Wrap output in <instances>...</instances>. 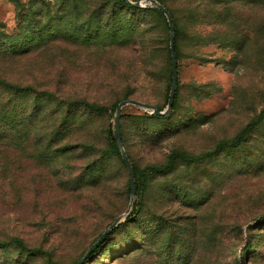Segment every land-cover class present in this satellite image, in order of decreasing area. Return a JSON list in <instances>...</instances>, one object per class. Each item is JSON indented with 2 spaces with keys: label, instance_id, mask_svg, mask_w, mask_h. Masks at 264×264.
I'll list each match as a JSON object with an SVG mask.
<instances>
[{
  "label": "rangeland",
  "instance_id": "1",
  "mask_svg": "<svg viewBox=\"0 0 264 264\" xmlns=\"http://www.w3.org/2000/svg\"><path fill=\"white\" fill-rule=\"evenodd\" d=\"M163 1L181 20L180 11L191 8L189 0ZM41 6L0 0V22L19 44L36 41L30 38L39 34L57 37L44 31L51 24ZM194 11H184L187 38L178 58L177 100L169 122L173 130L153 152L130 148L138 166L161 159L174 147L199 156L155 177L141 196L134 195L132 203L161 216V232L151 238L144 220L125 221L132 209L131 203L124 214L130 193L121 200L115 186L106 198L103 190L101 196L96 187L82 185L60 195L49 185L55 175L49 167L37 164L28 150L10 148L0 163V241L14 235L48 251L52 264H72L123 215L85 264H264V0H196ZM125 13L131 19L139 16L129 8ZM103 62L100 46L56 38L9 60L7 74L12 82L95 98L102 103L98 124L104 131L113 123L120 86L105 80ZM170 85L145 80L136 91L163 110ZM122 110L121 122L127 126L134 125L133 114L146 111L131 104ZM74 133L75 139L85 134ZM66 156L69 164L81 163L80 175L86 172L84 150L58 155ZM79 171L58 174L68 178ZM16 256L13 249L0 250V264H12ZM43 260L36 256L29 264Z\"/></svg>",
  "mask_w": 264,
  "mask_h": 264
},
{
  "label": "trees",
  "instance_id": "2",
  "mask_svg": "<svg viewBox=\"0 0 264 264\" xmlns=\"http://www.w3.org/2000/svg\"><path fill=\"white\" fill-rule=\"evenodd\" d=\"M53 1V4L47 0H30V3L42 4L40 12L45 11L43 15L48 24H51L50 27L43 29L44 31L49 29L47 31L56 33L57 37L51 35L44 37L39 34L30 38L31 41H36L29 42L28 39L25 44L23 39L19 44L15 34L6 32L0 22V163L6 162L4 156L7 149L28 150L37 164L49 167L55 173L49 185H54V190L60 195L75 192L82 185H89L99 189L101 196L103 190L104 196L109 198L112 189L116 186L114 189L117 196L123 200L130 193L129 175L126 176L127 169L114 139L113 123L107 124L104 131L102 124H98L102 116V103L95 98L64 95L60 90L42 88L32 83L12 82L7 74L8 61L27 53L31 47L46 45L56 38L69 44L100 46L104 73H107L105 80L115 81L117 86H120L114 106L116 107V104L125 98L148 103L140 99L138 90L136 91L139 83L146 80L149 83L171 84L169 27L166 17L153 5L147 4L144 8H140L126 0ZM157 1L170 12L174 23V48L178 73V58L187 38L184 29V11L186 14H193L196 0H189L190 9L180 11L182 20L175 16L173 10L163 0ZM126 8L139 16L135 19L128 18L127 13L124 14ZM111 64L115 65V70H112ZM176 100L177 88L171 110L175 108ZM122 111L119 118L120 135L135 174L136 196H141L140 193L146 191L147 184L155 177L165 175L183 161L194 162L199 157L194 154L185 155L181 149L174 147L161 159L138 166L131 159L130 148L138 145L147 152H153L163 138L173 130L169 123L172 112L168 116L154 115L149 110L141 114H133L132 120L135 123L133 126H127L121 122ZM154 125H159V128L155 129ZM79 130H83L85 134L80 139H75L74 132ZM65 134L67 138L63 140ZM125 137L132 142L129 144ZM69 149L84 150L83 164L86 162L85 167H87L84 174L80 175L81 163L76 166L69 164L67 156L58 157ZM78 169L80 176L77 174L67 178L58 174L61 171L71 172ZM121 203L124 205V201ZM137 219L145 221L144 230L147 236L152 238L153 233L161 232V224L164 222L161 216L152 211L141 210V204L134 200L125 221ZM116 226L104 236L82 264L94 255ZM148 245L146 243L142 246V250H146ZM8 249L15 250L19 259L10 260L12 264L33 263L36 256H42L43 264L53 262L48 251L38 246H30L14 235L0 241V250Z\"/></svg>",
  "mask_w": 264,
  "mask_h": 264
},
{
  "label": "water",
  "instance_id": "3",
  "mask_svg": "<svg viewBox=\"0 0 264 264\" xmlns=\"http://www.w3.org/2000/svg\"><path fill=\"white\" fill-rule=\"evenodd\" d=\"M128 3H130L133 6L140 7L142 6V2H145L147 4L153 5L157 7L166 17L168 27H169V51H170V58H171V85L169 89L167 104L165 109L158 110V108L150 103H146L134 98H125L120 100L115 107V113L113 116V135L116 142V145L120 151L121 158L126 166V169L128 171L129 175V187H130V199H129V205L124 214L128 213L131 203L133 201L134 195H135V188H134V182H135V174L132 168V165L128 159V156L124 150L122 141H121V135H120V128H119V118L121 115V110L125 105L131 104L138 107H141L145 110H149L154 115H161V116H168L172 109V104L174 101L175 91L177 88V59L175 54V48H174V23L172 21V17L170 15V12L166 9V7L159 3L157 0H135L130 1L126 0ZM123 215L117 216L98 236L97 238L88 246V248L85 250L83 255L73 264H82L84 260L89 256V254L98 246V244L101 242V240L104 238V236L113 228L115 227L118 222L120 221L121 217Z\"/></svg>",
  "mask_w": 264,
  "mask_h": 264
}]
</instances>
